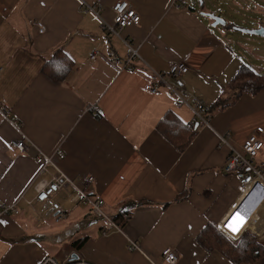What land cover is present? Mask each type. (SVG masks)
<instances>
[{"label":"crops","instance_id":"0c3cea01","mask_svg":"<svg viewBox=\"0 0 264 264\" xmlns=\"http://www.w3.org/2000/svg\"><path fill=\"white\" fill-rule=\"evenodd\" d=\"M182 1L180 6L175 0H0V203L19 211L0 219V264H21L29 254L31 263L38 264L51 256L46 244L39 248L29 241L11 242L21 237L17 226L31 233L36 218L55 222L39 215L40 205L28 206L36 184L49 181L54 170L41 173L43 163L35 152L24 154L9 146L22 139L46 156L61 152L64 158L54 157L53 163L65 176L93 177L89 193L104 201L108 217L117 218L118 230L96 221L90 233L80 236L87 238L82 248L63 258L75 253L91 264H165L161 252L171 248L175 264H234L221 250H205L197 237L207 225L218 230L237 198L238 178L224 170L229 150L219 136L229 134L238 148L256 128L264 130V89L213 112L209 127L193 130L196 134L182 152L161 133L158 125L165 115H174L186 128L193 113L186 105L176 107L175 97L163 85L154 95L145 90L157 83L153 72L165 75L190 107L205 108L217 98H228L229 81L245 65L243 44L228 35L226 25L222 30L212 27L202 15L206 11L193 9L194 0ZM118 2L128 3L140 17L138 26L121 33L141 58L132 71L120 70L126 55L122 42L103 33L99 19L85 10L86 5L94 7L111 22ZM246 3L248 14L264 19V0ZM37 22L45 28L42 34ZM233 25L264 27L263 22ZM236 44L241 55L233 49ZM256 48L259 64L246 66L264 73V49ZM93 52L98 55L90 59ZM53 56L66 68L60 81L45 71ZM187 56V72L169 76L170 65ZM256 164L264 170V151ZM252 197L257 206L245 226L257 231L264 219L256 218L264 213L259 207L263 199ZM55 200L69 225L89 219H83L86 206L62 195ZM231 211L221 222L227 232ZM124 214L129 220H122ZM258 233L263 234L264 227ZM127 240L139 250H131ZM257 240L264 243V236Z\"/></svg>","mask_w":264,"mask_h":264},{"label":"built area","instance_id":"2783aa9c","mask_svg":"<svg viewBox=\"0 0 264 264\" xmlns=\"http://www.w3.org/2000/svg\"><path fill=\"white\" fill-rule=\"evenodd\" d=\"M178 1L179 5H184L182 0ZM85 10L92 12L100 21V27L103 33L108 37H115L119 39L126 48V55L121 65L120 70L132 71V65L141 62V58L138 53V48L134 47L132 42L129 39H126L121 36L123 30L138 26L140 23V17L136 11L130 7L126 2H118L112 7L113 18L111 22H107L99 16L97 10L94 7L85 6ZM36 27L38 32L42 34L45 31V28L41 22H37ZM98 55L97 52H93L90 56V59H95ZM188 56L182 60L173 63L169 68V76H177L185 74L188 70L187 60ZM111 65L115 64V60L109 61ZM155 77L157 83L148 84L145 86V90L150 94L158 93V86H165L166 90L170 95L175 97L176 107L180 108L183 105H186L193 113L192 120L186 125L187 129H194V126L198 127H209L210 116L205 112V108L200 107H190L184 99L176 92L174 88L168 85L165 75L161 73H152ZM5 117H8L5 113ZM14 125L17 126L16 122ZM18 127V126H17ZM264 130L261 127L255 129L237 148H235L230 143L229 134L220 135L219 140L220 144L226 147L229 150V156L225 164L224 170L228 175H235L238 178L239 185L241 187L240 194L237 196L228 212L222 217L220 223L218 224V231L223 234L230 241H238L244 234L250 233L256 238L264 236L263 234L258 233L260 227H264L263 222L260 223V226H256L257 231L251 229V227L245 226V228L238 235H233L231 232H227L223 229L221 222L223 218L236 206L245 201L250 195H253L256 198L261 197L262 205L261 211L264 210V170L256 166V160L259 155L264 151ZM9 146L20 153L30 154L35 152L36 158L39 161H42L43 167L41 173H46L48 168H52L54 173L50 175L49 181H40L35 186L36 195L33 201L28 203V206L33 207V204L40 205L43 209L39 215H43L44 219L54 218V221L58 223L64 218L62 214V208L60 203H58L55 198L57 196H63L70 199L74 204H82L86 206L89 211L95 216L103 220V225L106 229L118 230V226L113 219L108 217L103 210L104 201L91 193H89L88 187H91L94 184V178L91 176H84L78 179H71L65 176L53 163V158L57 157L63 159L64 155L61 152H57L53 156H46L40 152L32 143L26 141V139L11 141ZM72 193L67 196L68 191ZM242 205V204H241ZM240 205V206H241ZM239 206V208H240ZM238 208V209H239ZM259 212L258 214H260ZM19 214L18 208L15 205H4L0 203V219L3 216H10ZM264 217L262 213L257 219ZM129 215H122V220H129ZM127 245L131 250H139L137 243L131 240H127ZM75 253L68 254L63 259H58L52 256H44L38 264H91L87 260L80 258H73ZM162 262L165 264H175L177 262V255L171 248H166L161 252Z\"/></svg>","mask_w":264,"mask_h":264},{"label":"trees","instance_id":"16d2710c","mask_svg":"<svg viewBox=\"0 0 264 264\" xmlns=\"http://www.w3.org/2000/svg\"><path fill=\"white\" fill-rule=\"evenodd\" d=\"M226 27H234L232 23H227ZM58 53V51H57ZM56 55V54H55ZM48 67L45 71L49 72V78L60 81L66 68L53 56L47 61ZM264 89V73H257L246 65L241 66L237 73L231 78L227 85L228 98H217L211 105L205 107V112L211 116L213 112L224 110L232 106L242 95L254 96ZM174 115H165L160 121L158 128L167 139L173 143L179 152H182L195 136L193 128L188 132ZM173 126L174 130H168ZM184 130V131H183ZM187 130V129H186ZM117 218L114 219V222ZM87 238H80L71 243V250L78 251L82 248ZM198 243L207 251L214 249L221 250L222 253L234 264H264V243L257 240L250 233L244 234L237 242H231L221 234L214 226L207 225L197 237Z\"/></svg>","mask_w":264,"mask_h":264},{"label":"rangeland","instance_id":"374dc122","mask_svg":"<svg viewBox=\"0 0 264 264\" xmlns=\"http://www.w3.org/2000/svg\"><path fill=\"white\" fill-rule=\"evenodd\" d=\"M248 0H237V2L233 0H202V3L198 0H194L193 9L198 12L206 11L207 13H214L216 16L220 17L223 20H226L227 23H233L236 26L242 27H251V25H257L258 22L264 24V19L259 15H254L251 11L248 14L249 4L246 3ZM253 11V10H252ZM242 18L246 20V25L242 23ZM249 19V20H247ZM235 27V26H234ZM218 29H224L223 27H218ZM228 31V35L234 39L236 42L243 44V52L242 54L244 57L242 58L245 65L246 62L252 63L253 66L258 65L259 61L255 57L261 56L256 46L258 45L261 51L264 49V38L247 35L241 32H237L231 28L226 27ZM216 33H218L216 31ZM230 37H228L230 39ZM256 45V46H254ZM234 51L239 48V45H233ZM245 48H249L252 52L249 55ZM237 54L241 55L240 52H236ZM253 55V56H252ZM247 56L249 59H247ZM189 98V97H188ZM184 131V130H183ZM257 166V164H256ZM241 187L238 185V192L236 193L238 196L240 194ZM87 208V207H86ZM88 209V208H87ZM86 209V210H87ZM31 215V214H30ZM34 215V214H33ZM108 216V215H107ZM89 218V219H87ZM83 219H87L84 221H78L72 225H69L68 220L62 219L58 223L53 221H42L36 218L34 222L35 228L32 229L31 233H29V228H22L17 226L20 230V236L18 239H11V242H32L37 244L39 248H43L46 244V254L54 256L58 259L63 258L64 253H69L71 250V241H75L80 238V236H86L89 231L94 228L96 221L102 225L103 221L101 218H98L94 214H92L89 209L86 212V216ZM104 227V225H103ZM44 234H42V233ZM51 232V233H50ZM23 235V236H22ZM11 238V237H10ZM44 240L48 241L47 243ZM32 255L29 254L28 258L23 260L21 264H32L31 262Z\"/></svg>","mask_w":264,"mask_h":264},{"label":"water","instance_id":"95a60500","mask_svg":"<svg viewBox=\"0 0 264 264\" xmlns=\"http://www.w3.org/2000/svg\"><path fill=\"white\" fill-rule=\"evenodd\" d=\"M202 15L205 16L206 18L210 19L213 24L212 27L216 26H225L227 23L225 20L221 19L220 17L216 16L214 13H204L202 12ZM235 31L251 35V36H257L264 38V27H258L257 29L249 30V29H241L237 27H233ZM197 125L194 126V131L197 130ZM73 258H77V256L73 255Z\"/></svg>","mask_w":264,"mask_h":264},{"label":"snow or ice","instance_id":"6c2138e0","mask_svg":"<svg viewBox=\"0 0 264 264\" xmlns=\"http://www.w3.org/2000/svg\"><path fill=\"white\" fill-rule=\"evenodd\" d=\"M3 223V221H0ZM247 223V218L242 215L239 211H236L229 219L226 227L229 232L233 235H237L241 233L242 229L245 227Z\"/></svg>","mask_w":264,"mask_h":264},{"label":"bare ground","instance_id":"6f19581e","mask_svg":"<svg viewBox=\"0 0 264 264\" xmlns=\"http://www.w3.org/2000/svg\"><path fill=\"white\" fill-rule=\"evenodd\" d=\"M251 195L247 198V199H244L245 203L247 201V203L244 205V202L243 200L241 201V203H239L238 206H236V208H234L232 211H231V216L236 212V211H239L242 215H244L246 218H248L249 216L252 217L253 213L255 212V208L257 205H254L255 204V201H254V198L252 197L251 199ZM250 199V200H249ZM249 200V201H248ZM242 204V205H241ZM241 205V206H240ZM254 205V206H253ZM240 206V208H239ZM239 208V209H238Z\"/></svg>","mask_w":264,"mask_h":264}]
</instances>
